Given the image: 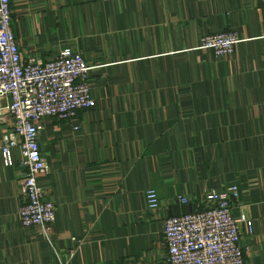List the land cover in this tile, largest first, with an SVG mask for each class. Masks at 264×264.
I'll return each mask as SVG.
<instances>
[{"label": "crops", "instance_id": "1", "mask_svg": "<svg viewBox=\"0 0 264 264\" xmlns=\"http://www.w3.org/2000/svg\"><path fill=\"white\" fill-rule=\"evenodd\" d=\"M22 59L61 50L90 66L96 105L45 117L37 178L55 205L49 240L22 227L25 169L0 156V264H164L167 218L236 185L244 264H264V0H10ZM236 30L226 56L202 36ZM0 125V135L3 133ZM152 188L159 209L147 208ZM187 198V203L178 201Z\"/></svg>", "mask_w": 264, "mask_h": 264}, {"label": "built area", "instance_id": "2", "mask_svg": "<svg viewBox=\"0 0 264 264\" xmlns=\"http://www.w3.org/2000/svg\"><path fill=\"white\" fill-rule=\"evenodd\" d=\"M11 18L10 0H0V125L4 128L0 156L9 166L13 150L18 149L25 169L20 187L26 200L17 210L20 225L42 227L49 240L56 208L37 183L47 169L38 145L42 120L72 119L77 110L93 108L96 101L90 93V66L80 52L64 49L46 61L23 60ZM239 41L236 30L210 33L201 37L200 48L226 56ZM238 198L236 185L210 190L203 208L167 218L162 232L167 252L164 264H244L240 225L251 230L252 222L244 214L233 216L232 205ZM178 201L187 203L188 199L178 197ZM146 203L151 211L159 209L152 188L146 191ZM69 263L68 259L60 261Z\"/></svg>", "mask_w": 264, "mask_h": 264}]
</instances>
